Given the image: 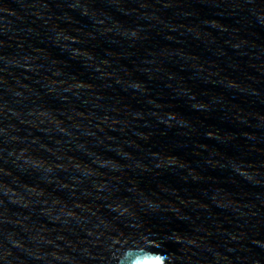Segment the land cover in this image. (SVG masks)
Returning a JSON list of instances; mask_svg holds the SVG:
<instances>
[{
	"label": "water",
	"instance_id": "water-1",
	"mask_svg": "<svg viewBox=\"0 0 264 264\" xmlns=\"http://www.w3.org/2000/svg\"><path fill=\"white\" fill-rule=\"evenodd\" d=\"M145 242L264 264V0H0V264Z\"/></svg>",
	"mask_w": 264,
	"mask_h": 264
},
{
	"label": "clouds",
	"instance_id": "clouds-1",
	"mask_svg": "<svg viewBox=\"0 0 264 264\" xmlns=\"http://www.w3.org/2000/svg\"><path fill=\"white\" fill-rule=\"evenodd\" d=\"M168 238L170 240L173 239L171 235H169ZM174 240L177 243L181 242L180 240ZM153 249L162 248H154L147 242H145L142 247L137 245L125 247L123 251L118 252L115 256V260L117 264H172L169 259V254L166 251H154Z\"/></svg>",
	"mask_w": 264,
	"mask_h": 264
}]
</instances>
